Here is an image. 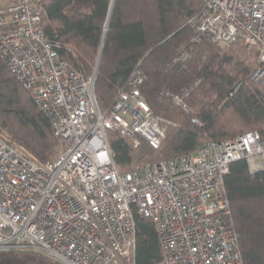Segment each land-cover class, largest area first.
<instances>
[{
  "label": "built area",
  "instance_id": "built-area-1",
  "mask_svg": "<svg viewBox=\"0 0 264 264\" xmlns=\"http://www.w3.org/2000/svg\"><path fill=\"white\" fill-rule=\"evenodd\" d=\"M43 1L0 0V58L63 149L40 162L0 130V251L37 252L62 264H135L139 216L159 237L161 258L152 264H243L224 176L240 159L251 172L264 170V139L250 131L121 173L108 133L156 148L165 122L141 96L140 71L102 109L94 73L85 78L71 68L45 36ZM190 23L195 40H241L256 51L250 78L264 85V0H203Z\"/></svg>",
  "mask_w": 264,
  "mask_h": 264
},
{
  "label": "trees",
  "instance_id": "trees-1",
  "mask_svg": "<svg viewBox=\"0 0 264 264\" xmlns=\"http://www.w3.org/2000/svg\"><path fill=\"white\" fill-rule=\"evenodd\" d=\"M43 9L45 36L58 44V55L71 68L85 78L94 73L102 109H109L132 72L140 71L141 96L165 122L156 148L143 138L135 145L108 133L121 173L250 131L264 139V85L250 78L256 51L241 40L226 46L195 40L190 20L200 15L203 0H44ZM173 95L186 104L187 113L173 103ZM0 130L40 162L54 160L63 145L1 58ZM224 185L243 264H264V170L251 172L245 159L233 161ZM160 258L153 222L136 216L135 264ZM0 264L62 263L10 250L0 251Z\"/></svg>",
  "mask_w": 264,
  "mask_h": 264
},
{
  "label": "rangeland",
  "instance_id": "rangeland-1",
  "mask_svg": "<svg viewBox=\"0 0 264 264\" xmlns=\"http://www.w3.org/2000/svg\"><path fill=\"white\" fill-rule=\"evenodd\" d=\"M180 55H183V53H181ZM179 55V56H180ZM173 101V100H172ZM174 103V102H173ZM175 104V103H174ZM176 105V104H175ZM177 106V105H176ZM5 131V130H4ZM7 133V132H6ZM9 135V134H8ZM63 149V145H62V147H58V152H60L61 150Z\"/></svg>",
  "mask_w": 264,
  "mask_h": 264
},
{
  "label": "water",
  "instance_id": "water-1",
  "mask_svg": "<svg viewBox=\"0 0 264 264\" xmlns=\"http://www.w3.org/2000/svg\"><path fill=\"white\" fill-rule=\"evenodd\" d=\"M107 27V24H105V28Z\"/></svg>",
  "mask_w": 264,
  "mask_h": 264
}]
</instances>
